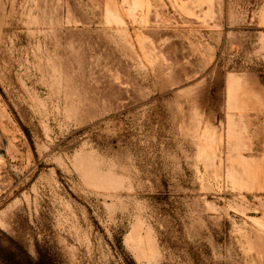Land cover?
<instances>
[{"label":"rangeland","instance_id":"obj_1","mask_svg":"<svg viewBox=\"0 0 264 264\" xmlns=\"http://www.w3.org/2000/svg\"><path fill=\"white\" fill-rule=\"evenodd\" d=\"M0 264H264V0H0Z\"/></svg>","mask_w":264,"mask_h":264},{"label":"built area","instance_id":"obj_2","mask_svg":"<svg viewBox=\"0 0 264 264\" xmlns=\"http://www.w3.org/2000/svg\"><path fill=\"white\" fill-rule=\"evenodd\" d=\"M5 179H6V175L5 173L0 170V196L5 192Z\"/></svg>","mask_w":264,"mask_h":264}]
</instances>
